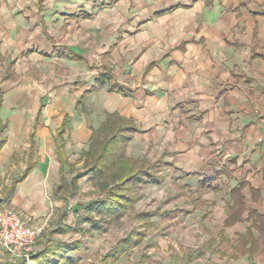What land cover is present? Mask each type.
<instances>
[{
  "label": "crops",
  "instance_id": "1",
  "mask_svg": "<svg viewBox=\"0 0 264 264\" xmlns=\"http://www.w3.org/2000/svg\"><path fill=\"white\" fill-rule=\"evenodd\" d=\"M102 73L128 92L107 82L77 107ZM0 93V205L33 225L51 218L34 253L74 242L75 264L82 242L62 235L96 230L55 187L84 171L92 128L109 113L137 128L127 156L161 161L148 183L181 190L185 205L170 213L203 203L207 219L218 198L224 234L245 224L235 235L248 210L264 215V0H0ZM238 185L246 210L225 226Z\"/></svg>",
  "mask_w": 264,
  "mask_h": 264
},
{
  "label": "trees",
  "instance_id": "2",
  "mask_svg": "<svg viewBox=\"0 0 264 264\" xmlns=\"http://www.w3.org/2000/svg\"><path fill=\"white\" fill-rule=\"evenodd\" d=\"M107 82H111L108 86L109 90L128 92V89L113 82L108 73H102L94 79L90 89L82 94L77 102V107L84 108L88 96L105 88ZM1 101L0 93V108ZM5 129L6 124L0 114V148L5 141L3 135ZM136 130V126L131 121L121 118L116 113L107 114L106 119L99 127L92 128L87 148L82 152L81 158H83L86 173L89 174L88 180L98 191V197L84 204H76L75 209L80 208L83 212V216L78 222H87L96 230L106 228L109 224L119 221L124 209L139 199L140 195L137 194V191L140 185L160 180V160L135 159L126 154V145ZM58 134L60 138L62 129ZM63 147L64 141L60 138L56 144L58 154L61 153ZM30 169L31 165L27 166L25 173ZM78 177L79 175H74L70 181L61 180L55 187V192L74 195L78 188ZM241 187L238 185L229 191L231 200L227 218L224 221L225 226L233 225L243 219L246 208ZM153 214L152 210H141L135 212L133 216L139 222V227L146 230L152 226L151 217ZM244 219L248 225L244 231L236 234L237 238L230 248L240 254L248 253V256L264 254V215L256 210H248ZM64 229L63 226L60 231ZM145 230L141 232L139 228H136L120 238L111 252L103 256V264H107L108 260L116 262L123 255L130 254L131 249L142 241L146 234ZM219 235L222 240L227 241L222 230ZM77 247L78 245L74 242H50L42 250L33 253L32 260L35 258L37 264H71L72 258L66 255ZM235 255L233 253V256ZM146 258V254H143L140 262L145 264ZM0 264L26 263L24 260L15 262L8 260L0 262Z\"/></svg>",
  "mask_w": 264,
  "mask_h": 264
},
{
  "label": "rangeland",
  "instance_id": "3",
  "mask_svg": "<svg viewBox=\"0 0 264 264\" xmlns=\"http://www.w3.org/2000/svg\"><path fill=\"white\" fill-rule=\"evenodd\" d=\"M105 119L106 116L97 127ZM82 167L84 171L76 170L75 175L86 174L89 176L86 173V167L84 165ZM73 176L68 175L69 179L66 181H70ZM90 183L87 179L81 178L80 186L74 195L68 194L70 197L68 203L73 204L72 207L77 203H87L94 196L98 197V191ZM92 186L93 188L90 189ZM79 188L81 190H78ZM175 188L176 186L169 182L140 185L137 191V194L140 195L139 199L124 209L119 221L113 222L101 230L74 231L71 234L62 235L64 239H79L82 242V251L79 253V258H76L78 262L75 264H103V256L111 252L120 238L136 228H139L141 232L145 230L139 227V222L134 219L133 215L135 212L147 209H155L157 213L151 217L152 226L145 230L146 234L142 241L131 249L130 254L123 255L116 262L108 260L107 264H142L140 259L143 254L147 256L145 264H264V254L248 256V253L240 254L230 248L237 238L235 233L243 230L242 227L245 224L236 228H227L224 234L227 241L221 239L219 232L221 231V207L223 205L218 198L217 204L220 208L216 205L207 219H202L205 207L202 206L203 203L199 205L200 209L193 210L187 215L170 213L174 206L182 208L185 205L181 190L178 192ZM168 196H171L170 201L166 199ZM69 219L72 220L71 215ZM50 221L51 218L42 223L45 224L44 229L48 228ZM88 225L84 224L86 227ZM49 228L46 231H49ZM44 229L36 241L34 252L40 248L48 236ZM52 237L53 240L61 238L60 236ZM233 253L236 255L233 256ZM7 258V253L0 248V262L18 261ZM25 263L36 264L31 260Z\"/></svg>",
  "mask_w": 264,
  "mask_h": 264
},
{
  "label": "built area",
  "instance_id": "4",
  "mask_svg": "<svg viewBox=\"0 0 264 264\" xmlns=\"http://www.w3.org/2000/svg\"><path fill=\"white\" fill-rule=\"evenodd\" d=\"M44 225H33L15 208L0 205V248L12 260L32 261L34 246Z\"/></svg>",
  "mask_w": 264,
  "mask_h": 264
}]
</instances>
